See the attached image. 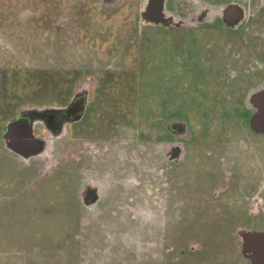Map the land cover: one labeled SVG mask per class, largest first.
I'll return each mask as SVG.
<instances>
[{"label":"flooded vegetation","instance_id":"obj_1","mask_svg":"<svg viewBox=\"0 0 264 264\" xmlns=\"http://www.w3.org/2000/svg\"><path fill=\"white\" fill-rule=\"evenodd\" d=\"M263 114L264 0H0V264H264Z\"/></svg>","mask_w":264,"mask_h":264},{"label":"rangeland","instance_id":"obj_2","mask_svg":"<svg viewBox=\"0 0 264 264\" xmlns=\"http://www.w3.org/2000/svg\"><path fill=\"white\" fill-rule=\"evenodd\" d=\"M130 7L129 5H124L122 6L119 10H117V12L115 13V15L112 16L111 20H105L102 19L101 17H99L100 20L96 19V20H92L90 21V23L92 24V29H91V34H93V30H95L96 28H101L102 33H106L107 39L105 40L104 43H102V47L101 48H97V50L95 49V51L97 53H94L96 56V59H102L103 61H105L106 59L108 60V58H113V56H115V53H111V52H106L105 50L108 48H111L114 45V41H118L120 39V36L123 37L124 35V31L126 29V23H125V19L130 17ZM89 22V21H87ZM108 32V33H107ZM72 38V37H71ZM59 39H61L59 41V45L64 44V42L67 44V41L70 40V34L66 35L64 38L59 37ZM124 39V37H123ZM188 39V37H187ZM187 44L190 45V43L188 41H186ZM185 43V44H186ZM92 45V44H91ZM119 43H117L116 48L114 50V52L116 51V49L118 50L119 47ZM188 48V51L185 50ZM186 47H181V48H176L174 46H170L167 47L166 49V54L167 59H166V63L164 64H180L181 66L185 67V70L183 72V76L189 77L192 75L190 71V66L188 67L189 64H200L198 61H196L194 59V56L192 55V51L191 49L187 46ZM119 49H123L122 47H120ZM125 49V48H124ZM123 49L122 51V62H125L127 64H131V49L126 51ZM217 51H219V57H218V53H216ZM224 52V47H222L221 43L220 45H210L208 43L203 44L202 48H201V52H200V61L202 62V64H214L215 60H219V64H221V60L223 59L222 54ZM127 53V54H126ZM90 56H92V53L89 54ZM109 56V57H108ZM61 62H63L64 64L66 63L67 60H69L68 62L71 61L70 57L67 58V55L65 54L64 57H59ZM163 64V63H161ZM62 64L59 65V67H61ZM65 68V67H64ZM63 68V69H64ZM194 68V67H192ZM167 86V85H166ZM171 85H168L165 89V91L168 93V95L173 99H179V93L176 91H173V88L170 87ZM196 88H184L183 90H181V97L183 99L186 100V103L181 104V106H183V108L181 107V109H176L177 105L174 106L172 109H176L173 110L175 111V113H183L185 109H190V108H201V105H206L207 102L209 101V99H206V97H201V99L199 98L198 94L195 93ZM204 109V108H201ZM213 118V117H212ZM194 123V120L192 121ZM214 122V121H213ZM27 217H29L28 223L30 222H35V219L39 220V214H35V211H29V214L27 215Z\"/></svg>","mask_w":264,"mask_h":264},{"label":"water","instance_id":"obj_3","mask_svg":"<svg viewBox=\"0 0 264 264\" xmlns=\"http://www.w3.org/2000/svg\"><path fill=\"white\" fill-rule=\"evenodd\" d=\"M252 126L257 129L264 128V114L261 116H254L252 118Z\"/></svg>","mask_w":264,"mask_h":264}]
</instances>
